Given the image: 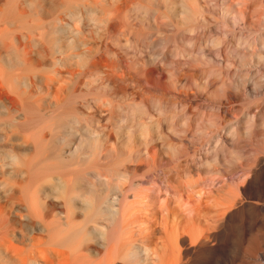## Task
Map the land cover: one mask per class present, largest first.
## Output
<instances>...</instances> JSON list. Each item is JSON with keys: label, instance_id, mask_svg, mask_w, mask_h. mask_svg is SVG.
Segmentation results:
<instances>
[{"label": "rangeland", "instance_id": "rangeland-1", "mask_svg": "<svg viewBox=\"0 0 264 264\" xmlns=\"http://www.w3.org/2000/svg\"><path fill=\"white\" fill-rule=\"evenodd\" d=\"M52 1L0 0V29L6 8L18 19L0 44V65L5 43L21 33L45 49L31 46L32 65L4 67L22 103L0 102L5 172L13 168L7 151L28 139L51 164L113 175L110 185L96 184L108 199L122 183L173 208L183 194L221 195L264 159V0H189L191 14L181 0H138L114 29L122 0H72L64 10ZM92 175L81 180L85 192ZM250 215L236 233L235 264L264 237L262 215Z\"/></svg>", "mask_w": 264, "mask_h": 264}, {"label": "bare ground", "instance_id": "bare-ground-1", "mask_svg": "<svg viewBox=\"0 0 264 264\" xmlns=\"http://www.w3.org/2000/svg\"><path fill=\"white\" fill-rule=\"evenodd\" d=\"M71 1L53 0V8L64 10ZM138 3L122 0L110 28L120 26L123 11ZM181 6L191 14L189 0H181ZM4 15L0 44L8 27L18 21L11 17L9 8ZM12 42L15 45L5 43L4 67L32 65V45L45 50L43 44H37L40 39L24 33L13 37ZM4 67L0 65V102L18 109L22 103L10 93L17 78ZM43 156L42 149L26 139L17 150L7 151L12 171L5 172L0 164V179L7 174L13 177L11 183L0 182V264H235L236 233L254 219L250 213L259 212L263 218L258 217L256 223L264 227V159H256V165L235 180L234 188L224 190L226 185L220 186L221 195L183 194L178 205L171 208L169 198L155 206L139 193L130 195L122 183L108 199L96 184L110 185L113 175L102 170L69 169L60 162L61 169ZM90 157L88 147L81 159ZM87 173L95 179L90 192L81 189ZM119 175L125 184L130 180L126 172ZM205 212L214 213V217ZM53 213L56 219L50 221ZM261 238H255L253 251L243 256L244 264H264Z\"/></svg>", "mask_w": 264, "mask_h": 264}]
</instances>
